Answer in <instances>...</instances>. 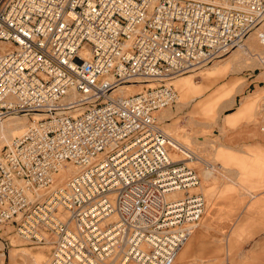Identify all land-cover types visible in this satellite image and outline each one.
Here are the masks:
<instances>
[{"label": "built area", "instance_id": "built-area-1", "mask_svg": "<svg viewBox=\"0 0 264 264\" xmlns=\"http://www.w3.org/2000/svg\"><path fill=\"white\" fill-rule=\"evenodd\" d=\"M263 24L264 0H0V124L33 121L0 149V226L48 264H173L207 201L156 114Z\"/></svg>", "mask_w": 264, "mask_h": 264}, {"label": "rangeland", "instance_id": "rangeland-1", "mask_svg": "<svg viewBox=\"0 0 264 264\" xmlns=\"http://www.w3.org/2000/svg\"><path fill=\"white\" fill-rule=\"evenodd\" d=\"M262 29L264 24L241 47L174 82L180 95L177 82L181 79L188 81L185 101L191 104L178 98L172 107L167 108L170 110L169 119L160 120L161 113L167 109L156 114L161 129L199 159L191 165L198 170L202 181L195 192L206 198L205 215L212 205L224 203L232 204L239 212L238 217L222 231L223 235L217 228L204 234L202 220L175 264H192V260L198 258L202 260L199 264H213L216 259L223 260L222 264H264V224L244 213L247 205L251 208L253 204H264V148L259 156L254 147V143H261L264 147V135L259 129L264 102V45L259 44ZM231 58L233 62L229 61ZM250 93L260 96L256 109L245 113L240 110L241 102ZM217 98L223 99L215 113H209L208 107ZM212 99L216 100L203 102ZM10 137L11 134L8 140ZM1 145L6 144L1 142ZM59 177L64 178V173ZM15 229L12 225L0 226V243L6 253L4 264H48L53 247L26 242L17 236ZM198 232L204 234L202 240L207 243L201 240L195 254L196 248L192 246L190 257L182 258L183 250Z\"/></svg>", "mask_w": 264, "mask_h": 264}, {"label": "crops", "instance_id": "crops-1", "mask_svg": "<svg viewBox=\"0 0 264 264\" xmlns=\"http://www.w3.org/2000/svg\"><path fill=\"white\" fill-rule=\"evenodd\" d=\"M259 96L260 95L256 94V93H250L248 96H245L241 102L240 110H242L245 113L254 111L257 107ZM217 99H219V98H217ZM235 99L236 98H234V100ZM215 100L216 99L204 100L203 102H208V101L213 102ZM219 104L220 103L218 102V105ZM215 111H214V113H215ZM169 117H170V110L167 109L166 111H163L161 113L160 120L165 121V120L169 119ZM254 144H255L254 147L256 149L255 153H256V155L260 156L262 153L261 151L264 147L261 146L262 145L261 143H254ZM244 154L246 155V153H244ZM201 184H202V181H201ZM244 213L245 214L248 213V215L253 216L254 218H257L256 220H258V221L262 222V224H264V221H263L264 220V204H262V205L261 204H253V207H251V208L249 205H247ZM238 214H239L238 209L236 210V208L232 204H225L224 203V204L212 205L210 211L202 219V220H204V228H203V230L205 231L204 234H206L209 229L211 230L212 228H217L219 231H221L219 233H221L223 235L222 231H224L226 228H228L230 223L233 222L234 219H236L238 217ZM246 221H247V217H245V222ZM217 229H216V231H217ZM201 233L198 232V234H196L195 237L190 241L188 246L185 247V249L183 250L182 256H181L182 258L190 257L189 253L191 252L192 246L193 247L195 246L194 248H196V250L194 251V254H195L198 251V248L202 242L207 243L204 240H202V238H203L202 235H204V234L203 233L201 234ZM201 240H202V242H201ZM178 259H180V258H178ZM192 262H193L192 264H199L202 262V260L198 258V259H195V261L193 259ZM222 262H223V260L216 259V261H214L213 264H222Z\"/></svg>", "mask_w": 264, "mask_h": 264}, {"label": "bare ground", "instance_id": "bare-ground-1", "mask_svg": "<svg viewBox=\"0 0 264 264\" xmlns=\"http://www.w3.org/2000/svg\"><path fill=\"white\" fill-rule=\"evenodd\" d=\"M263 30V29H262ZM261 30V31H262ZM260 31V33H261ZM259 38H260V45H264V39H262V37H260V34H259ZM243 45V44H242ZM242 45L238 46L237 48L241 47ZM0 47H2V45L0 44ZM2 48H6L5 46L2 47ZM248 49V48H247ZM235 50V49H234ZM249 51V50H248ZM232 52V51H231ZM230 52V53H231ZM235 58V57H234ZM233 58H231L229 61L231 62ZM241 59V58H240ZM237 60V59H236ZM233 62V61H232ZM202 67H198V68H194L192 71H190L189 73L193 72V71H196L198 69H200ZM188 75V74H186ZM186 75H183V76H186ZM183 76H180L178 78H175L172 82H173V85H174V82L177 81L179 78L183 77ZM151 84H134V85H131V86H128V87H125L123 88V90H127V92L129 93H132V94H135V93H138L140 91H142L144 88H148ZM177 89L180 91V95H178V98L180 101H182L183 103H187V104H191L192 102H188V101H185L186 98H187V91H186V87L188 86V81H180V82H177ZM135 90L136 92H134L133 90ZM129 89H131L132 91H129ZM176 90V89H175ZM236 90V89H235ZM224 98V97H223ZM223 98H219L217 101L213 102L212 105H210L208 107V112L211 113L213 112L214 110H216V107L218 106V102H220ZM178 101V99H177ZM203 104V103H202ZM183 105V104H182ZM207 109V108H206ZM34 120H38V116H34ZM20 119V120H19ZM22 119H26V120H22ZM14 120V121H13ZM33 124V121L30 120L29 118L27 117H14V118H10L6 121H4L2 124H0V149H2L4 146H7V145H10L16 138L18 137H21L22 135H24L28 128ZM21 132V133H20ZM18 133V136H16V134ZM10 134L12 135V137H10V139L8 140V137L10 136ZM171 137V136H170ZM171 139L174 141V143L176 142V146L179 145V146H182L177 140L173 139L171 137ZM1 142H4V144L6 145H1ZM178 147V146H177ZM179 148V147H178ZM199 160V159H198ZM61 173H64L65 177L64 178H60L59 176V182H62V180L66 179L67 177H70L72 175H74L76 173L75 169L74 168H68V169H65V170H62ZM60 173V174H61ZM58 182V181H57ZM9 231H7L8 233ZM6 234V233H5ZM0 236H2V232L0 231ZM2 238V237H1ZM0 238V239H1ZM6 245V244H5ZM0 251L2 252V254H0V264H4L5 263V257H6V253H5V248L3 247L2 248V245L0 243ZM4 251V252H3ZM175 264V261L174 263Z\"/></svg>", "mask_w": 264, "mask_h": 264}]
</instances>
